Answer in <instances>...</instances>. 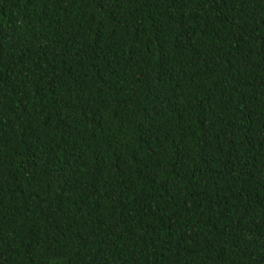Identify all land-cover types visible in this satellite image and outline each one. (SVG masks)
<instances>
[{"label": "trees", "instance_id": "16d2710c", "mask_svg": "<svg viewBox=\"0 0 264 264\" xmlns=\"http://www.w3.org/2000/svg\"><path fill=\"white\" fill-rule=\"evenodd\" d=\"M0 264H264V0H0Z\"/></svg>", "mask_w": 264, "mask_h": 264}]
</instances>
